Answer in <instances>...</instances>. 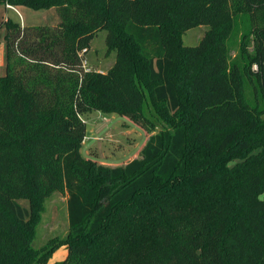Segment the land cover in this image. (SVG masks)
I'll use <instances>...</instances> for the list:
<instances>
[{
    "label": "trees",
    "instance_id": "1",
    "mask_svg": "<svg viewBox=\"0 0 264 264\" xmlns=\"http://www.w3.org/2000/svg\"><path fill=\"white\" fill-rule=\"evenodd\" d=\"M0 3L58 16L3 21L0 261L49 264L64 246L54 264H264V0ZM200 25L203 40L181 46ZM101 29L117 59L85 71ZM117 108L142 110L153 133L138 157L96 163L83 116ZM54 191L68 233L35 248Z\"/></svg>",
    "mask_w": 264,
    "mask_h": 264
},
{
    "label": "rangeland",
    "instance_id": "2",
    "mask_svg": "<svg viewBox=\"0 0 264 264\" xmlns=\"http://www.w3.org/2000/svg\"><path fill=\"white\" fill-rule=\"evenodd\" d=\"M7 7L15 8L11 4ZM6 15L4 6L0 5V75H4L7 70L5 39L7 29L3 23ZM9 16L16 21H22L23 18L28 26L51 25L58 20L54 6L38 11H33L28 7H19L18 11L10 10ZM207 33V25L183 30L180 45L196 46ZM106 35L107 30H99L94 36L90 48L81 53V57L88 60L92 69L106 71L117 59V51L120 48L108 43ZM237 35L240 36L239 33ZM146 116L142 110L134 108L127 109V111H120L117 108L109 113L94 110L89 115L83 116L87 123V138L81 149L82 154L86 158L96 160V163L110 166L121 165L138 157L149 134L153 133V129L149 128V122L146 121ZM45 199L43 203L45 210L39 214L35 221L36 231L32 240V245L35 248L45 245L49 239L63 238L68 233L67 195L54 191ZM21 201L26 202L24 199ZM65 254V247H59L49 264L62 260ZM0 264L5 263L0 261Z\"/></svg>",
    "mask_w": 264,
    "mask_h": 264
},
{
    "label": "crops",
    "instance_id": "3",
    "mask_svg": "<svg viewBox=\"0 0 264 264\" xmlns=\"http://www.w3.org/2000/svg\"><path fill=\"white\" fill-rule=\"evenodd\" d=\"M0 5H3L4 6V9H5V11H6V19L7 18H11L10 16H9V11L10 10H16V11H18V8H8L7 7V4H2V3H0ZM22 7H28V6H22ZM28 8H30V7H28ZM30 9H32V8H30ZM33 10V9H32ZM33 11H38V10H33ZM22 16V15H21ZM12 19V18H11ZM13 20V19H12ZM14 21H16V20H14ZM17 22H19V23H21V24H25L26 22L24 21V19L22 18V21H17ZM87 138V137H86ZM86 138H85V140H84V142L86 141Z\"/></svg>",
    "mask_w": 264,
    "mask_h": 264
},
{
    "label": "built area",
    "instance_id": "4",
    "mask_svg": "<svg viewBox=\"0 0 264 264\" xmlns=\"http://www.w3.org/2000/svg\"><path fill=\"white\" fill-rule=\"evenodd\" d=\"M7 6H9V4H7ZM85 52V51H84ZM83 69L85 71H90L92 69V67L89 66L88 60L83 58V63H82ZM103 72V71H102Z\"/></svg>",
    "mask_w": 264,
    "mask_h": 264
}]
</instances>
